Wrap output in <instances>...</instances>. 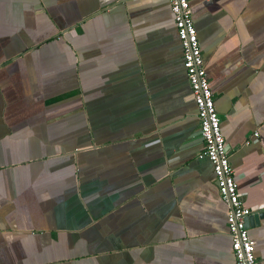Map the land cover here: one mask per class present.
<instances>
[{
	"label": "crops",
	"instance_id": "1",
	"mask_svg": "<svg viewBox=\"0 0 264 264\" xmlns=\"http://www.w3.org/2000/svg\"><path fill=\"white\" fill-rule=\"evenodd\" d=\"M188 4L264 211V0ZM202 149L168 0H0V264H233ZM247 232L264 264V217Z\"/></svg>",
	"mask_w": 264,
	"mask_h": 264
},
{
	"label": "built area",
	"instance_id": "2",
	"mask_svg": "<svg viewBox=\"0 0 264 264\" xmlns=\"http://www.w3.org/2000/svg\"><path fill=\"white\" fill-rule=\"evenodd\" d=\"M168 5L180 44L182 65L196 108L199 137L203 143V149L198 156L205 157L211 164L219 197L228 205L226 223L234 257L233 264H261L254 255V241L244 225V219L251 213V209L245 207L239 198L188 0H168ZM252 136H256V133Z\"/></svg>",
	"mask_w": 264,
	"mask_h": 264
},
{
	"label": "water",
	"instance_id": "3",
	"mask_svg": "<svg viewBox=\"0 0 264 264\" xmlns=\"http://www.w3.org/2000/svg\"><path fill=\"white\" fill-rule=\"evenodd\" d=\"M264 217V211H258V212H253L247 215L244 219V225L247 228L248 225H251V222H255V224L258 223V220L260 218Z\"/></svg>",
	"mask_w": 264,
	"mask_h": 264
}]
</instances>
